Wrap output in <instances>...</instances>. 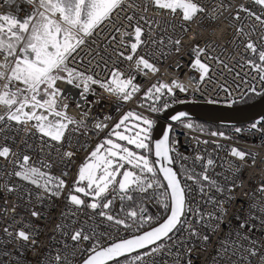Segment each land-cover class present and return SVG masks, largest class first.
I'll return each mask as SVG.
<instances>
[{"label":"snow or ice","instance_id":"6c2138e0","mask_svg":"<svg viewBox=\"0 0 264 264\" xmlns=\"http://www.w3.org/2000/svg\"><path fill=\"white\" fill-rule=\"evenodd\" d=\"M21 4L29 6L23 16ZM0 7L8 9L0 10V264H264V181L243 191L256 154L232 146V159L198 148L185 156L172 125L162 139L152 136V114L183 103L177 93H199L208 104L223 93L229 105L264 97V0ZM181 54L194 74L160 79L162 62L174 55L178 70ZM138 76L156 79L145 89ZM138 96L148 115L129 110L112 123L93 111L113 100L120 111ZM170 119L205 131L184 112ZM251 128L264 133V123ZM149 204L160 211L151 214ZM57 207L44 245L37 222L52 223Z\"/></svg>","mask_w":264,"mask_h":264},{"label":"built area","instance_id":"2783aa9c","mask_svg":"<svg viewBox=\"0 0 264 264\" xmlns=\"http://www.w3.org/2000/svg\"><path fill=\"white\" fill-rule=\"evenodd\" d=\"M2 5H3V0H0V6ZM20 8H21V12L19 14L23 16L25 14L24 10L28 9L29 6L25 4H21ZM0 10L7 11L8 9L6 7H0ZM12 10H14V7ZM224 38L227 39V35H225ZM176 59L177 57L173 55L170 59H167L162 62L164 66L161 68L162 75L160 76V79L169 80L172 76L179 75L185 82H187L188 76L194 74L189 71L190 60L187 54H181V59H180L181 67L178 70L176 68ZM155 79L156 77H153L152 79H148L146 77L138 76V82L145 89L148 86H150V84L154 82ZM244 87L246 88L247 86H244ZM177 96L180 100L184 101L183 103H186V102L187 103L189 102L207 103L206 102L207 98L201 96L199 93H195V94L189 93L188 95H185L183 93H177ZM250 96H255V95L252 94ZM223 98H224V94L221 93L219 97V99L221 100V103H218V104L219 105H229L223 102ZM89 99L91 100L93 99V97H89ZM139 101H140V97L138 96L135 101L129 102L128 104L123 105L120 111H116L117 104L114 100L110 102L105 101L103 105H96L93 108V111L97 112L101 117H103V115L105 114L112 115L114 117V120L112 121V123H115L116 120H118L120 116L123 115L124 112H127L129 110H133V111L148 115L149 113H147L144 108H140L137 106ZM144 103L146 104L147 102H144ZM231 105H234V104H231ZM73 114H75V112H73ZM152 118L155 119V121H159L161 120V114H152ZM253 123H256L257 126L260 127L261 124L264 123V117L260 118L259 120ZM253 123L247 124L245 126L229 128L225 130L224 131L225 134L231 137V139H228V140L208 136L207 135L208 131H204V133H201L199 131L189 130L183 127V125L179 122L171 123L170 125H172V129H173V138L179 141V145H178L179 151L185 156L194 155V150L198 148L201 152L207 149V152L213 153L215 156H218L220 158L227 157L228 159H232L231 157L228 156V153H227V149L232 146H235L239 149L249 151V152L256 154L255 166L246 168L243 172V176L246 181L243 191L250 192L256 188L258 183H260L261 181H264V133H261V132L256 131L255 129H252L251 125ZM236 128H240L242 129V131L240 133H237L235 131ZM193 137H198L201 140L207 139L210 141V143L207 145L200 144L199 146H197ZM211 141H217L220 145L224 147L217 149L216 144L212 143ZM84 156H85V153L80 152L78 159H77V163H80L81 161H83ZM219 162L220 161L217 160V164H219ZM176 167H177V170H179V165H177ZM72 171H73L72 177L70 179L66 178V179H69V183H71V181L75 179V168H73ZM215 171L220 172L221 168L217 167ZM57 174H59L58 170H57ZM237 192H238V200H244L247 204L248 197H245L242 194H240L239 189L237 190ZM195 198L199 199L198 196ZM3 204H4V200L0 199V205H3ZM57 204L62 206L63 200L61 199L60 201H57ZM246 204H245V207H246ZM7 206L11 207V203H9ZM148 207H149L151 214H156L157 212L160 211V209L157 206H153L152 204H149ZM239 207H240L239 204L234 205L233 211H235ZM59 211L60 209L58 207L53 209V215L51 218L52 223L46 224V222L43 219L37 222L41 225L42 229H44V233L41 236V240L44 245H47L50 243L48 237L52 234V228L56 221L57 214L59 213ZM241 214L243 215V212ZM122 234L125 236L128 235V233L126 232H122ZM255 234L257 236L260 235V233L258 232H256ZM116 238L119 239L120 237L117 236ZM27 258L28 260L34 262L36 259V256H34L31 252H29L27 253ZM197 264H206V259L203 261H197Z\"/></svg>","mask_w":264,"mask_h":264},{"label":"water","instance_id":"95a60500","mask_svg":"<svg viewBox=\"0 0 264 264\" xmlns=\"http://www.w3.org/2000/svg\"><path fill=\"white\" fill-rule=\"evenodd\" d=\"M184 112L190 122H199L220 128H235L253 123L264 117V97L243 105H219L208 103H181L170 107L156 122L152 136L154 140L162 139L167 126L176 123L171 116Z\"/></svg>","mask_w":264,"mask_h":264},{"label":"trees","instance_id":"16d2710c","mask_svg":"<svg viewBox=\"0 0 264 264\" xmlns=\"http://www.w3.org/2000/svg\"><path fill=\"white\" fill-rule=\"evenodd\" d=\"M258 97L256 96H249L246 101H240L234 105H243V104H248L252 101H255ZM162 114V113H161ZM194 125L202 127L205 131H225L229 128H220V127H214L212 125L204 124V123H199V122H192Z\"/></svg>","mask_w":264,"mask_h":264},{"label":"bare ground","instance_id":"6f19581e","mask_svg":"<svg viewBox=\"0 0 264 264\" xmlns=\"http://www.w3.org/2000/svg\"><path fill=\"white\" fill-rule=\"evenodd\" d=\"M178 104H181V103H177V104H175V105H178ZM175 105H173V106H175ZM173 106H172V107H173ZM161 115H162V114H161ZM156 122H157V121H156Z\"/></svg>","mask_w":264,"mask_h":264}]
</instances>
